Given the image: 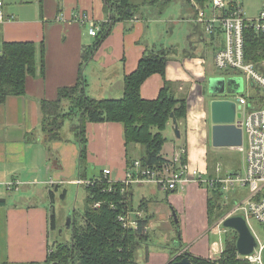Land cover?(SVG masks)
Returning a JSON list of instances; mask_svg holds the SVG:
<instances>
[{
	"label": "crops",
	"instance_id": "1",
	"mask_svg": "<svg viewBox=\"0 0 264 264\" xmlns=\"http://www.w3.org/2000/svg\"><path fill=\"white\" fill-rule=\"evenodd\" d=\"M0 1V12L4 15L0 21V53L3 42L34 41L44 44V53L40 51L39 54V58H44V72L38 70L36 75L27 76L24 95H10L0 103V199L6 200L5 204L0 205L5 208L4 211L0 210L6 237L4 263L45 262L53 241L48 207L44 204L30 206L28 203L9 207L15 201L9 202L7 190L21 191L23 186L26 188L31 184L77 183L79 179V141L76 136L52 142L45 139L41 101L55 100L60 88L74 86L81 68L90 96L123 97L124 76L137 68L147 49L176 47L172 39L166 41L160 36L161 32L171 30L167 26L170 21L180 22L181 26L185 25L182 22H191L193 28L187 30L184 27L192 49L187 48V43L181 45L180 50L176 47L177 51L167 63L166 80L172 83L173 92L177 96L187 95V127L185 140L182 141V130L181 137L178 138L175 132L171 137L168 132L172 128V121L167 123L162 154L171 158L180 148H184L191 170L197 169L203 174L202 170L205 169L208 178L219 176L211 166L208 167L210 160L206 158L213 122L209 123L205 84L209 93V78L215 76L208 65L209 52L212 49L215 64V54L222 46L223 38L212 41L210 36H202L198 26H203L196 21V8L179 18L161 11L159 15L151 17L143 12L131 20L118 21L89 60L83 63V49L92 45L96 38L89 33V24L76 19L75 13L89 15L99 26L109 20L104 0ZM133 1L143 3L145 0ZM158 28L161 32L157 31ZM215 42H218L217 46ZM220 76L226 77L225 72L222 71ZM164 82V77L159 73L149 76L141 86L143 98H157ZM244 83L246 81L243 79ZM87 137V177L90 168L93 170L100 166L103 168L101 173L94 177L109 169V176L121 181L129 168V156L134 160L141 157L137 154L139 144L133 147L126 145L123 123L88 122ZM11 182H17L18 187L8 188L7 184ZM134 186H137L140 197L137 205L134 203L137 192ZM134 186L131 189L133 210L138 209L145 216L149 228V244L141 250V255L139 253L144 264H170L183 251L209 258L215 244L220 245L221 239L212 245L206 238L211 219L209 198L217 197L216 188L198 182H189L183 188L172 191L162 190L150 183ZM241 192L237 193H245ZM35 194L36 191H25L22 198L30 202ZM50 194L53 192L50 191ZM161 194L166 196L165 201L170 209L167 208L159 219L161 205H158V199L162 198ZM230 194L236 196V193ZM231 210L220 217L214 229L219 230L220 220ZM175 216L178 217L177 222ZM171 230L176 231L177 236L172 237ZM234 233L238 238L235 230ZM223 243L225 246L224 240Z\"/></svg>",
	"mask_w": 264,
	"mask_h": 264
},
{
	"label": "trees",
	"instance_id": "2",
	"mask_svg": "<svg viewBox=\"0 0 264 264\" xmlns=\"http://www.w3.org/2000/svg\"><path fill=\"white\" fill-rule=\"evenodd\" d=\"M104 1L109 20L99 24L95 42L83 49V63L89 60L93 52L111 33L116 22L131 20L137 14H142V5L146 3L159 4L164 9L172 0H145L143 3H135L133 0ZM189 1L193 7L197 5L201 8H206L210 2V0ZM230 4L234 7L237 0H231ZM222 38L219 32L213 36L212 41ZM40 51L44 53V44L34 41L2 43L0 103L5 102L10 95H24L27 76L36 75L38 70L41 73L44 72V58H39ZM176 51L177 48L174 46L147 49L137 68L124 76V95L121 98L90 96L86 90V79L81 68L78 81L74 86L60 88L58 98L55 100L41 101L44 113L42 129L47 141L63 140L62 130L66 121H73L72 130L80 144L79 178L88 179V122L123 123L126 145L142 144L146 148V154L139 158L144 165L159 166L168 162V158L162 154L166 142L163 131L171 120L172 112L181 124H185L187 119V95L177 96L172 90V83L166 80L167 63ZM245 58L264 72L261 67L264 61V31L246 30ZM225 72L232 73L233 71L226 70ZM154 73L161 74L165 79V84L157 98H143L141 86ZM253 98L258 105L264 104V93H255ZM135 160L129 156V168L133 166ZM182 160L187 162L186 155H183ZM91 179H94L95 183L86 184L87 196L82 221L74 218L75 211H73L70 239L67 241L53 240L45 263L144 264L140 260L139 253L149 244V230H145L148 226L147 219L145 216L141 218L137 229L124 227L119 219L121 214L134 211L132 187L122 192L124 184L108 182V177L103 172ZM215 191H217V197L209 198V213L211 216L216 214L222 216L225 212L219 215L216 209L223 193L219 189ZM5 202V199H0V205ZM95 203H100V206H95ZM56 227V214L53 210L50 213V229L53 230ZM145 256L147 259V251ZM185 256H189L194 264H250L239 257L237 234L234 232L227 236L224 250L217 259L195 256L188 251H183L176 260Z\"/></svg>",
	"mask_w": 264,
	"mask_h": 264
},
{
	"label": "built area",
	"instance_id": "3",
	"mask_svg": "<svg viewBox=\"0 0 264 264\" xmlns=\"http://www.w3.org/2000/svg\"><path fill=\"white\" fill-rule=\"evenodd\" d=\"M230 2L231 0H210L206 7L209 8L208 11L206 8L196 5V21L203 26L211 40L219 32L223 37V44L215 54V65L224 72L226 70L233 71L232 73L225 72L226 77L240 75L247 84V92L240 94L239 102L236 103L237 113H241L240 118L236 117V123H240L243 134L248 136V146H244L243 143L235 146L237 150L246 152L244 171L205 178L199 170H191L188 163L183 162V155L186 151L184 148H180L173 157L168 158V162L159 166L144 165L140 159H136L121 181L113 180L109 176L111 173L109 169H105L103 173L108 177L110 183L122 182L124 184L122 192L141 183L155 184L162 190L172 191L183 188L189 182H198L210 188L229 190L231 193H237L238 190L244 191L245 193L241 195L242 198L236 200L230 213L222 218L218 225L221 226L225 218L237 214L244 215L248 225L251 218L264 224V104L258 105L253 98L254 94L250 91L251 87L257 85L264 90V72L245 58V32L248 29L264 31V9L257 17H250L246 15L239 1L234 7ZM75 18L82 23L89 24L91 35L97 34L99 27L89 15L77 12ZM3 19L4 15L0 12V21ZM77 183L93 185L95 181L91 178H79ZM7 185L8 188L18 187L17 182ZM221 192L223 193V191ZM95 206H100V203H95ZM141 218L143 215L138 209L127 211L119 217L124 227L133 229L139 227ZM148 229L146 226L145 230ZM250 229L253 232L251 227ZM253 234L257 240V246L253 252L248 255L239 253L238 255L250 264H264V241L260 240L254 232ZM224 247L222 242L220 245L215 244L209 258H219Z\"/></svg>",
	"mask_w": 264,
	"mask_h": 264
},
{
	"label": "rangeland",
	"instance_id": "4",
	"mask_svg": "<svg viewBox=\"0 0 264 264\" xmlns=\"http://www.w3.org/2000/svg\"><path fill=\"white\" fill-rule=\"evenodd\" d=\"M138 1V0H135ZM239 1L244 11L246 12L247 16L250 17H257L260 12L264 9V0H237ZM143 7V12L147 15H155L160 14L161 11L168 12V14H171L175 16V18H179L180 15H186L187 13L190 14L193 12V9L196 7H193V4L189 0H172L164 9L160 7L159 4H149L146 3ZM209 8H206L208 11ZM160 12V13H159ZM182 16V17H183ZM151 17V16H150ZM181 17V18H182ZM180 18V19H181ZM185 23L184 26H186L187 30L188 28H193L191 25V22H182ZM190 23V24H189ZM183 25V24H182ZM167 26L171 28L169 32L163 33L158 28L157 31L161 32L160 36H162L161 39H165L166 41H174L176 43V47L184 45L187 43V48L192 49L190 47V40L186 37L187 30L184 26L180 25V22H173L170 21L167 23ZM200 28V33L202 36L206 37L207 34L205 30L203 31V27L200 25L198 26ZM202 28V29H201ZM203 31V32H202ZM211 38V37H210ZM193 42V41H192ZM218 42H215V45L217 46ZM210 54V61H209V67L211 69V72L215 76H220L222 74V70L218 68L214 62H213V55H212V49L209 52ZM261 67L264 69V61L261 63ZM205 98H206V106L209 116V123L212 122L210 118V111H211V104L210 100L213 98H227L235 101L236 103L239 102L238 97L240 94H244L247 92V84L244 83L243 88L240 90V92H229L228 90L225 93L217 94V95H211L208 93L207 90V83L205 84ZM251 93H264V90L259 86H253L251 87ZM73 121L67 120L63 130L62 134L64 139L74 137L75 138V132L72 130ZM186 127H187V119L186 123H182L180 125V129L182 130L183 137L182 141L185 140L186 135ZM167 128V127H166ZM166 129L163 131V134H165ZM173 129L170 128L168 134L172 137L173 136ZM243 145L248 146V136L245 134L243 135ZM137 146L136 144H132L131 147ZM140 150L138 151L139 156H144L146 154V148L139 144ZM206 158L210 160L208 167L211 166V169L213 168L214 171H216V175H226L227 173H241L244 171L245 163H246V152L243 150H237L235 148H232L230 146H215L213 144V140L211 138L210 146L207 151ZM101 168L98 166L96 169H91L88 171V179L91 177H94L96 174L98 175L101 173ZM205 174V178H208V175L206 170H202ZM206 172V173H205ZM22 187L21 191L16 190H7L6 197L11 203L12 201H15L13 204L8 205L11 206H23L28 203L30 206H35L40 204H44L48 207L49 212L53 211L55 214H57V227L53 229L52 232V238L53 240H61V241H67L71 237V230L67 226V217L68 212L70 210L75 211L74 218L78 221H82V212L84 211L85 205H86V196H87V190H86V184L85 183H72V182H66V183H58V184H47V185H26ZM137 186H134V190L137 191L135 195V201L134 203L137 205L140 203V197L138 193ZM36 191V194L32 201L25 202L23 200V192L25 191ZM50 191L53 192V194H50ZM219 191H223V198L220 200V204L216 209V213H219V215L222 214V212H228L234 207V204L236 200L241 199V195L239 194L241 191L238 190L239 193H236V196L233 194H230L231 191L219 189ZM65 193V195H64ZM64 195V196H63ZM162 198L158 199V205H161V213L158 215V218H161V215L167 211V208L170 209L167 205V202L165 201L166 196L164 194L160 195ZM229 198V199H228ZM1 211H4L5 208L0 207ZM242 212V211H240ZM215 213V214H216ZM211 216V215H210ZM177 217V216H176ZM221 216H217V214L214 216H211L210 219V225L208 226L209 229L207 231L206 238L209 239L210 244H214L215 241H220L223 243V240L225 241L227 236L234 232L233 228H227L221 225L218 229H214L213 227L216 226L217 221L220 219ZM178 219V217H177ZM249 225L252 228L253 232L257 235V237L264 241V224L259 223L257 220L251 218L249 221ZM81 223V222H79ZM3 217L0 215V264H8L4 263L5 261V250H6V237L4 236V228H3ZM160 230H162V227H159ZM213 229V230H212ZM212 230V231H211ZM170 234L172 237L177 236L176 231L171 230ZM141 255V251H140ZM141 260V258H140ZM18 264V263H13ZM36 264H46L45 262L36 263Z\"/></svg>",
	"mask_w": 264,
	"mask_h": 264
},
{
	"label": "water",
	"instance_id": "5",
	"mask_svg": "<svg viewBox=\"0 0 264 264\" xmlns=\"http://www.w3.org/2000/svg\"><path fill=\"white\" fill-rule=\"evenodd\" d=\"M243 79L241 77H224L212 76L209 78V93L217 95L229 92H240L243 88ZM236 117L240 118L241 113H237L236 102L223 98L213 99L211 102V119L212 140L215 146H237L243 143V130L240 123H236ZM172 128L179 138L181 130L175 113L171 114ZM240 122V120H239ZM176 222L178 221L175 216ZM73 221V210L68 212L67 226L70 228ZM223 226L233 228L238 233L237 251L240 255H248L253 252L257 246V240L251 231L244 215L237 214L225 218ZM180 236V230H177ZM170 264H194L189 256H185L178 260H173Z\"/></svg>",
	"mask_w": 264,
	"mask_h": 264
}]
</instances>
